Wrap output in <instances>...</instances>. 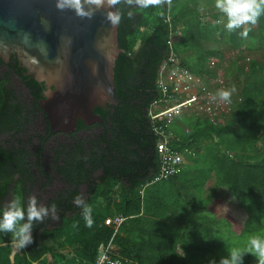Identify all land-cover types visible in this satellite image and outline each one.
I'll use <instances>...</instances> for the list:
<instances>
[{
	"label": "trees",
	"instance_id": "obj_1",
	"mask_svg": "<svg viewBox=\"0 0 264 264\" xmlns=\"http://www.w3.org/2000/svg\"><path fill=\"white\" fill-rule=\"evenodd\" d=\"M118 7L123 13L118 38L124 51L115 68L119 104L95 111L103 118V124L94 127L102 130L99 134L77 137L76 133L91 130L80 122L71 134L72 142H59L53 150L51 164L43 159L45 137L36 135L25 144L20 141L25 117L20 106L10 102L12 92L0 79V130L12 137L6 147L0 145V198L13 186L25 213L32 195L38 206H57L56 219L50 212L43 222H34L31 245L14 252L12 246L1 244L0 264H92L99 246L110 241L118 250L114 257L130 264H209L213 260L219 264L230 244L245 248L250 235H264V16L256 28L246 26L251 30L243 38V28L229 32L217 23L221 15L214 0H172L171 8ZM128 11L134 12L133 18ZM176 34L180 40L173 42ZM214 43L235 58L229 63L227 78L246 71L242 82H232L241 88L240 101L231 100L229 111L217 114L214 121L190 109L171 126L162 121L154 125L150 109L163 98L158 82L162 69L169 72L173 66L171 56L180 58V68L186 73L203 83L214 82L217 91L223 89L215 79L224 54L208 47ZM248 54H257L261 60L246 61ZM12 60L17 65L10 67L31 89L30 77L19 69L16 57ZM4 64L0 58V68ZM31 82L37 86L38 98L42 97V85ZM172 88L168 87L169 93ZM154 127L166 129L174 150L192 164L168 181H156L160 136ZM37 140L40 146L33 151ZM17 141L19 145L12 144ZM212 178L216 180L214 192H229L226 197L232 213L215 211L216 205L223 207L206 200ZM77 195L92 208L91 227L86 226L83 207L74 203ZM2 212L3 208L0 218ZM172 213L183 215L182 226L169 222ZM107 219L124 221L106 225ZM26 222L25 214L21 223ZM234 224H240V229ZM4 236L11 234L0 232ZM67 251L75 256L71 258ZM243 259L244 264H257L250 254Z\"/></svg>",
	"mask_w": 264,
	"mask_h": 264
},
{
	"label": "water",
	"instance_id": "obj_2",
	"mask_svg": "<svg viewBox=\"0 0 264 264\" xmlns=\"http://www.w3.org/2000/svg\"><path fill=\"white\" fill-rule=\"evenodd\" d=\"M57 3L0 0V58L8 64L16 55L25 76L46 87L41 107L50 121L51 133L71 135L80 122L86 127L103 124L96 110L118 106L115 68L124 51L119 45V24L112 25L104 9L88 19L73 10H59ZM0 73L6 79L10 74L6 67L0 68ZM15 85L8 79L9 87ZM41 123L34 133L28 128L22 130L24 141L41 132ZM99 131L93 129L84 136ZM58 141L63 143L60 139L46 147L43 159L48 164ZM56 186L60 190V185Z\"/></svg>",
	"mask_w": 264,
	"mask_h": 264
},
{
	"label": "clouds",
	"instance_id": "obj_3",
	"mask_svg": "<svg viewBox=\"0 0 264 264\" xmlns=\"http://www.w3.org/2000/svg\"><path fill=\"white\" fill-rule=\"evenodd\" d=\"M121 4L129 8L146 9L149 7L163 8L167 5L172 6V0H58L57 8L59 10H73L81 18L91 19L96 11L105 10L106 18L112 25H118L122 19V11L118 7ZM214 7L221 15L217 23H223L229 32L243 28L240 32L241 37L248 36L249 25H256L261 16H264V0H214ZM115 8V11L111 9ZM128 17L134 16L133 11H128ZM226 21V22H225ZM236 92V87L230 89H219L216 95L212 96L215 100L217 96L226 104L231 103V97ZM74 203L78 207H83V218L87 227L93 225L92 208L85 204L82 195H77ZM51 216L56 219L57 206L55 203L48 207L38 206L37 197L32 195L27 200V209L22 206L18 198L10 200L4 207L2 218H0V232L11 234V244L16 251H21L33 243V224L34 222H43L46 217ZM27 216V222L21 223ZM252 255L257 264H264V235L252 234L249 237L247 247H232L228 249L227 256L222 257L219 264H244V256ZM117 264L119 262L117 261ZM209 264H215L210 261Z\"/></svg>",
	"mask_w": 264,
	"mask_h": 264
},
{
	"label": "built area",
	"instance_id": "obj_4",
	"mask_svg": "<svg viewBox=\"0 0 264 264\" xmlns=\"http://www.w3.org/2000/svg\"><path fill=\"white\" fill-rule=\"evenodd\" d=\"M169 62H173L171 57L169 59ZM169 73L166 71L165 68L162 69V75L158 82L160 88L163 91V98L160 100L155 101L150 109V117L152 121L154 122V125H157V122L164 121L167 123V125H171L180 115L184 113L185 110L193 109L196 112L200 113L201 115H206L208 119L211 121L216 120V115L221 113H226L230 109V105L224 103L220 99H211V101H208L207 98H199L197 96L189 95L188 97L180 95V103H177L176 105L172 107H168L158 113H156V110L161 107V104L164 102H167V100L171 97L168 91V84H165L164 77H166ZM170 79V78H169ZM198 82H200L199 78H196ZM170 84L175 86V89L173 90L174 93L180 94V86L181 92H188L190 90L189 86H185V84L180 85V82L175 81L174 79H170ZM192 87L199 88V86L196 83L191 84ZM177 90V91H176ZM201 91V90H200ZM201 93H205V91H201ZM206 102H209L207 105ZM166 125V126H167ZM166 129L161 127H154V132L160 136L159 141L157 142V152L159 154L160 159V171L159 175L156 177V181H163V180H170L174 176H176L180 169L185 165V156L182 154L174 151L171 148L170 139L168 137V134L166 133ZM123 219H107L106 225H121L123 223ZM114 244L112 241H110L108 244H101L98 248V254L95 262L92 264H117V261L119 264H130L128 261H124L120 258L114 257L115 251H114ZM81 264V263H77Z\"/></svg>",
	"mask_w": 264,
	"mask_h": 264
},
{
	"label": "rangeland",
	"instance_id": "obj_5",
	"mask_svg": "<svg viewBox=\"0 0 264 264\" xmlns=\"http://www.w3.org/2000/svg\"><path fill=\"white\" fill-rule=\"evenodd\" d=\"M254 28H256V25H254ZM143 31H144V29L142 30V32ZM172 40H173V42L179 41L180 40V35L179 34L174 35ZM212 46H214V49H217V50L221 49L223 54H224V59L222 60L223 62L219 65L220 69L218 68L219 66L218 67L216 66V68H217L216 71L219 72V78H216L215 82H218L222 86L223 89H230L232 86H234L232 84V82L235 83V81H238V80H239V82H242L245 79V72L246 71L244 73L234 72L231 76H228V78L225 76V75H227V70L230 68L229 63L233 62L235 60V58L232 57V53L230 51H228V49H226L225 47L221 48L220 43H214L213 45H209L208 47L212 48ZM256 55L257 54H248L247 57H246V61H248V59H253V58L261 60L260 56L259 55L256 56ZM171 59L173 61L172 62L173 66L170 67V69H169L170 71L168 72L169 74L166 77H164L165 84H168V87H173L172 90H174L175 86L171 85L170 82H169L170 79L172 78L175 81L180 82V85L185 84V86H189L190 87V90L188 92H183V91L181 92V89H182L181 87L182 86H180V95H181V97H182V95L184 96L183 93H185L186 97H188L189 95H192V96H197V97L203 98V99L207 98L208 101H211L210 98L212 99V96L216 95V93H217V86L215 85V83L214 82H212V83H203L202 80H200V82H198L196 80L197 77L186 73L185 70H182L180 68V58L177 55L171 56ZM246 61H243L242 64L244 62H246ZM212 65H213V63L211 64L210 67H212ZM239 65H241V64H239ZM0 79L3 80L5 85L6 84L8 85V79L3 77V75L1 73H0ZM212 81H214V79H212ZM193 83H196L199 86V88L192 87L191 84H193ZM7 85H6V87H7ZM207 86H208V88L206 89L205 87H207ZM235 87H236V92L232 95L231 100L234 101V99L235 100L238 99V102H239L240 100H239V98L237 96H238L239 92L241 91V88L239 86H236V85H235ZM200 90L201 91H205V93H201ZM216 99H219V97L217 96ZM208 103L209 102H206L205 105H207ZM199 115H201V114H199ZM218 120L220 122L223 121L220 118ZM215 185H216V181H215L214 178H212L209 181V183L207 184V187H206V189H207V192H206V195H205L206 200L207 201H211V203L216 202L221 207H223V208H219L216 205L215 209H214L215 211H222V210H228L229 212L233 211V209L231 207V204H230L229 200H227V197H226V195L229 196V192L227 193L226 190H222V191L218 190V191L214 192V190L216 189ZM13 190H14V188L12 186L8 190V193L6 194V196L2 199V201L0 203L1 206L4 207L10 200H12L14 198H18L22 202V198H21L20 193H18L15 196ZM84 193H85L84 196H86V192H84ZM183 221L184 220H183V215L182 214L172 213L170 215L169 222H171L175 226H178V227L182 226L183 225ZM240 226H241L240 224H234V228L236 230H239ZM229 242H231V241H229ZM229 248H232L231 244H230ZM114 251H115V255H117L118 254V250L116 248H114ZM227 252H228V250L222 252V257L227 256Z\"/></svg>",
	"mask_w": 264,
	"mask_h": 264
},
{
	"label": "flooded vegetation",
	"instance_id": "obj_6",
	"mask_svg": "<svg viewBox=\"0 0 264 264\" xmlns=\"http://www.w3.org/2000/svg\"><path fill=\"white\" fill-rule=\"evenodd\" d=\"M13 57H16V55H13L10 62L8 64L5 63L3 67H6L9 70L10 74L8 76V79L9 80L12 79L13 81H15L16 87H13V86L9 87L6 84L8 87V88L7 87L6 88L10 89L12 92V93L8 94V96H9L8 98H9L10 102H12V104H15L17 106H20V108L22 110V115L25 117V122H26V127H24V128H28V129H30L31 132L34 133L37 130L34 131L33 129L37 127V125L40 123V121H42V123L40 124L41 132H38L37 136L40 135V136L45 137V139L48 140L47 145H49L50 143H52L54 141L60 140V139L63 140L64 144H65L66 140H69V142H72L71 137L74 134L69 135V134H65V133H58V134H52L51 133L50 121L47 117L46 112L41 107V103L45 100V93H46L47 89L44 85L37 83L32 77H30L31 80L28 82V85L31 87V89L27 88L24 85V82L22 81L20 76L16 73V71L12 67H10L12 64L14 66L17 65V63L14 60H12ZM18 66H19V63H18ZM19 69H22V68L19 66ZM22 70H24V69H22ZM25 74H26V72H25ZM25 77H29V76H25ZM31 81H35L38 85H42V87L44 89L42 97L38 98L39 92L36 89L37 86L34 84V82H31ZM33 84H34V86H31ZM95 126L96 125H92L89 127V129L93 130V128ZM99 130H100L99 132L102 131L100 128H99ZM5 131H6L5 129L0 130V145L2 143L4 147H6V143H8L7 141H9V139L12 138L7 134V132L4 133ZM22 134L23 133H20L19 139L23 144H25L26 141H24ZM86 134H88L87 130L86 131L84 130V131H82L81 134L76 133V136L77 137L80 135L84 136ZM18 141L16 143H12V144L19 145ZM35 144H37V145H33L34 146L33 151H35L36 148L40 146V141L39 140L35 141ZM53 150L54 149H52V151ZM45 151H46V149H45Z\"/></svg>",
	"mask_w": 264,
	"mask_h": 264
},
{
	"label": "crops",
	"instance_id": "obj_7",
	"mask_svg": "<svg viewBox=\"0 0 264 264\" xmlns=\"http://www.w3.org/2000/svg\"><path fill=\"white\" fill-rule=\"evenodd\" d=\"M170 94V96L169 97H171L170 98V100L168 99L167 100V102H164L163 104H161V107L159 108V109H157L156 110V113H158V112H160V111H162V110H164V109H166V108H168V107H172V106H174V105H176L177 103H180V100H181V98H180V94L178 93H169ZM162 122H164V121H162ZM174 123V122H173ZM172 123V124H173ZM171 124V125H172ZM170 125V126H171ZM169 139H170V143H171V139H172V136H170L169 135ZM178 147H179V149H180V144L178 145ZM171 148L174 150V148L172 147V144H171ZM174 151H176V152H178V153H180V151L179 150H174ZM181 154V153H180ZM183 155V154H182ZM184 156V155H183ZM185 164L186 165H184L183 167V169H185V167L187 168L188 166H190V165H192L189 161H187V159H186V157H185ZM182 170V169H181ZM180 170V171H181ZM180 171H179V173H180ZM215 179V178H214ZM210 181V180H209ZM216 181V180H215ZM209 183V182H208ZM207 183V184H208ZM216 186V185H215ZM2 199L3 198H0V203H1V201H2ZM3 208V206H1L0 205V209H2ZM3 243H6V244H8V245H10V246H12V244H11V236H4V237H0V246H1V244H3ZM46 244H48L49 246H51V242L50 241H47L46 242ZM13 247V246H12ZM14 248V247H13ZM14 252H17L15 249H14ZM68 253L70 252V254H72L71 255V258L72 257H74L75 256V254H73L71 251H67Z\"/></svg>",
	"mask_w": 264,
	"mask_h": 264
}]
</instances>
